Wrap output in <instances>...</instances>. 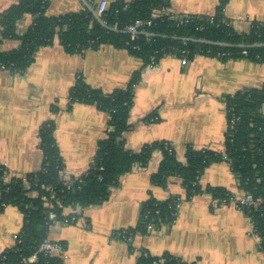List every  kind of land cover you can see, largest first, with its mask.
I'll return each mask as SVG.
<instances>
[{"label": "crops", "instance_id": "crops-1", "mask_svg": "<svg viewBox=\"0 0 264 264\" xmlns=\"http://www.w3.org/2000/svg\"><path fill=\"white\" fill-rule=\"evenodd\" d=\"M17 0H0V13ZM109 6L116 0H50L48 16L87 9L95 12L99 2ZM130 1V0H123ZM219 0H170L167 12L173 16H212ZM223 18L238 33L251 24H264V0H229ZM25 16L16 25L22 35L33 23ZM19 47L5 40L0 51ZM142 61L126 50L102 45L84 54L66 53L58 40L40 48L22 74L0 69V165L13 177L40 169L43 155L38 131L44 122L54 123V139L64 163L63 180L88 171L97 143L104 138L108 115L95 105L74 104L68 109V92L78 76L95 89L109 94L125 87L142 67ZM264 84V63L248 59L221 60L197 56L187 61L164 56L140 73L134 86V102L123 134L125 146L134 152L153 142H168L179 161L188 147L223 151L226 132L224 97ZM155 116V121L144 120ZM161 153L154 152L146 167L135 166L111 188L102 205L77 212L76 223L53 224L48 239L65 244L64 264H136L139 251L151 256L165 253L197 264H264L259 239L251 234L248 219L234 205H217L210 195L186 200L182 181L169 177L164 188L150 183L158 169ZM199 184L222 187L238 198L237 180L224 161L207 167ZM181 200L174 223L161 225L154 233L136 234L132 250L114 239V231L136 226L141 203L149 198ZM72 209H64L69 215ZM22 226V214L12 206L0 212V254L15 244Z\"/></svg>", "mask_w": 264, "mask_h": 264}, {"label": "trees", "instance_id": "trees-1", "mask_svg": "<svg viewBox=\"0 0 264 264\" xmlns=\"http://www.w3.org/2000/svg\"><path fill=\"white\" fill-rule=\"evenodd\" d=\"M229 0H219L212 16H179L173 19L167 9L170 0H116L107 6L101 15L108 28L103 27L90 11L84 9L59 16H48L46 10L50 0H17L0 13V44L5 40L19 42V47L0 51V67L13 74H22L34 61L35 53L42 47L51 46L57 39L68 54H84L102 45L128 51L142 61L141 69L132 75L129 83L109 94L88 85L78 76L68 92V109L76 104L95 105L108 115L104 138L97 143L96 153L88 171L69 180H63L64 163L54 139V123L44 122L39 131V148L43 159L38 171L23 178L3 180L5 168L0 165V212L6 207L17 208L22 214L19 240L12 248L0 254V264H64L63 258L39 252V246L48 238L53 224L69 221L76 223L82 211L102 205L111 195V188L120 185V179L135 166L146 167L154 152L162 159L150 183L164 188L169 177L182 181L185 199L208 194L217 205L237 202L236 194L222 188L199 184L205 169L214 163L226 162L237 180L242 197L250 198L256 205L238 206L252 223L259 249L264 252V84L224 97L226 119L223 151L194 149L188 147L184 162L178 160L175 150L168 142H153L134 152L125 146L123 134L131 125L128 122L134 102V86L140 81L141 71L159 62L164 56H175L187 61L197 56L217 57L221 60L248 59L264 63V46L238 48V45L264 44V24L253 23L246 33H238L223 18ZM155 12H158L156 15ZM34 18L31 26L22 35L16 25L25 16ZM150 21L132 37L126 27L136 21ZM212 21V22H211ZM115 29L116 31H112ZM153 34V37L146 36ZM186 39L221 42L231 47L202 44ZM246 52V56L242 52ZM223 55V56H218ZM155 116L144 120L155 121ZM43 198L48 200L47 205ZM178 196L165 201L149 198L141 203L138 223L133 228L114 231L112 237L126 242L132 250V239L136 234L148 235L158 227L171 226L178 214ZM72 209L69 215L64 209ZM55 214L50 220L49 214ZM74 217V221H70ZM152 224L151 231L147 226ZM130 237V238H128ZM130 239V241L127 240ZM65 248V244L58 242ZM146 253V256L143 254ZM36 254L34 262L28 259ZM136 264H197L186 262L170 254L151 256L146 251L138 255Z\"/></svg>", "mask_w": 264, "mask_h": 264}, {"label": "built area", "instance_id": "built-area-1", "mask_svg": "<svg viewBox=\"0 0 264 264\" xmlns=\"http://www.w3.org/2000/svg\"><path fill=\"white\" fill-rule=\"evenodd\" d=\"M106 8H107L106 2H104V1L99 2L98 6H97V9H96V14L101 17V15L103 14V12H105ZM155 14L157 15L158 12H155ZM169 17H171L173 19H177L179 16H173V15H171ZM150 24H151L150 21L142 22V21H138L137 20L136 22H134L130 26H127L126 27V31L128 33H130L132 37H134L137 34V32H138V30L140 28H142L143 26H150ZM251 26H252V24H251ZM251 26H250V28H251ZM242 55L246 56V52L243 51L242 52ZM218 56H223V55H219L218 54ZM151 65H153V64H151ZM0 69L1 70H5V68L3 66H1ZM226 121H227L226 122V126H227L228 120L226 119ZM13 177H16V176H13ZM10 178H12V177L8 175V172L7 171H5L4 174H3V180L5 182H8L10 180ZM20 178H23V182L26 184L25 178L23 176L20 177ZM75 178H79V176H77ZM43 200H44L45 204L47 205L48 200L46 198H43ZM235 203H238V206H240V207H242V206H249V205H256L254 202H252V200L250 198H246V197H241V198H239V200L237 202L232 203V205H234L238 209V206H236ZM221 205H225V203L222 202ZM179 207H180V204L177 205V209H179ZM76 211L77 212H81L82 210L78 207V208H76ZM49 219L50 220H54L55 219V214L50 213L49 214ZM74 220H75L74 217H72L70 221H74ZM248 222H249L251 234L254 235V236H256L255 235V231L253 230V227H252V223L249 221V219H248ZM59 224H61V223H59ZM68 224H70V222L67 221V220L64 221V223H63V225H68ZM152 226H153L152 224H149L147 226V229L149 231H151L152 228H153ZM128 238H130V237H128ZM128 238H127V240L130 241V239H128ZM14 240L15 241L19 240L17 234L14 235ZM38 251L39 252H45V253L50 254V255L59 256V257L63 258V260L65 259V250H64V248L62 246H60V244L58 242L50 241L48 238L45 239L41 243V245L39 246ZM141 253H142V251H139L138 252V255L141 254ZM143 254L146 256V253H143ZM35 259H36V254L32 255L28 259V262L32 263V262L35 261Z\"/></svg>", "mask_w": 264, "mask_h": 264}, {"label": "water", "instance_id": "water-1", "mask_svg": "<svg viewBox=\"0 0 264 264\" xmlns=\"http://www.w3.org/2000/svg\"><path fill=\"white\" fill-rule=\"evenodd\" d=\"M84 2V0H82ZM87 10L90 11L92 13V15L94 16V18L105 28H108L106 26V24L102 21V19L100 18V16H98L96 14V12L89 6L86 5ZM112 31H116L115 29H111ZM126 33H128L127 31H125ZM146 36L149 37H153V34H148L146 33ZM187 41H192V42H197V43H202V44H208V45H214V46H223V47H231V45L227 44V43H219V42H210V41H204V40H193V39H186ZM264 46V44H255V45H238V48H251V47H262Z\"/></svg>", "mask_w": 264, "mask_h": 264}, {"label": "rangeland", "instance_id": "rangeland-1", "mask_svg": "<svg viewBox=\"0 0 264 264\" xmlns=\"http://www.w3.org/2000/svg\"><path fill=\"white\" fill-rule=\"evenodd\" d=\"M77 177V176H76ZM75 178V177H74ZM234 194H236V193H234ZM237 198H238V196H237ZM155 231H153L152 233H154Z\"/></svg>", "mask_w": 264, "mask_h": 264}]
</instances>
